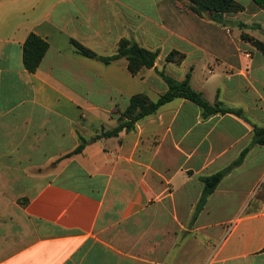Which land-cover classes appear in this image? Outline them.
<instances>
[{
    "label": "crops",
    "instance_id": "obj_1",
    "mask_svg": "<svg viewBox=\"0 0 264 264\" xmlns=\"http://www.w3.org/2000/svg\"><path fill=\"white\" fill-rule=\"evenodd\" d=\"M235 1L245 10L226 17L263 34L264 9ZM29 34L48 45L34 73L22 61ZM126 37L163 60L172 50L213 56L210 77L190 69L191 88L210 102L214 85V101L264 127V56L188 0H0V264H264V145L191 222L198 178L252 141L242 119H202L176 99L132 131L96 139L130 97L166 91L153 70L131 76L125 60L104 65L71 45L108 56ZM80 137L82 152L62 159Z\"/></svg>",
    "mask_w": 264,
    "mask_h": 264
},
{
    "label": "trees",
    "instance_id": "obj_2",
    "mask_svg": "<svg viewBox=\"0 0 264 264\" xmlns=\"http://www.w3.org/2000/svg\"><path fill=\"white\" fill-rule=\"evenodd\" d=\"M259 8L264 9V0H252ZM188 8L191 12L206 20H210L215 25L231 30L235 26L240 30L239 39L248 43L256 51L264 56V42L254 38L243 30L248 24L229 20L227 14L241 13L245 10L244 6L235 0H188ZM256 28L260 29L258 25ZM232 31V30H231ZM71 45L77 54L89 59H93L101 64L108 65L119 60L127 62V71L131 76H136L141 70H153L157 77L165 84L166 91L157 99L152 100L149 97L139 94L129 98L127 108L121 113L118 125L110 131L101 133L96 139L116 137L121 131H132L137 122L156 114V112L164 105L176 100L183 99L195 104L200 110L202 119H206L216 115H233L242 119L250 125L253 133L251 143L240 153L238 158L224 169L209 175L201 176L198 181L202 185L200 197L194 207L191 222L193 223L202 212L210 195L216 190L222 180L231 173L235 168L240 166L245 159L246 154L251 148L257 145H264V127H258L252 124L242 116V112L237 109L226 107L217 96L213 103L208 102L202 93L195 91L190 86L191 70L188 71L182 80H177L168 75L164 69L159 70L156 67V60L160 55V50H147L142 48L136 41L130 38H122L117 48L111 55L101 56L83 47L74 40ZM48 50V45L42 39L34 34H29L22 46V61L24 68L34 73L38 69L43 57ZM186 55L180 51L172 50L165 56V63L181 65ZM84 148V143L80 137V144L72 152L64 155L63 158L80 154Z\"/></svg>",
    "mask_w": 264,
    "mask_h": 264
},
{
    "label": "rangeland",
    "instance_id": "obj_3",
    "mask_svg": "<svg viewBox=\"0 0 264 264\" xmlns=\"http://www.w3.org/2000/svg\"><path fill=\"white\" fill-rule=\"evenodd\" d=\"M219 28V26H218ZM222 28V27H220ZM222 29H225V28H222ZM264 29V28H263ZM229 32H233V34H237L238 38H239V33H240V30L233 26L231 27V30L230 28L228 29ZM245 31L246 33L256 37L258 40L264 42V33H260L258 31H256L255 29L251 30L249 29V27L246 29V30H243ZM163 58L162 57H158V59L156 60V67L159 69V70H162L164 69L165 72L174 77L175 79H182L184 78L185 74L190 71V69H193L194 71V74H195V79H197V77H204V78H208L210 77L209 75V71L211 70V66H213V64L215 65V61L216 59L211 56V55H204V57H202L201 55H191V57H187L185 58V64L183 66H177V65H174V64H169V63H164V65H166L165 67H162L163 65ZM191 61H197V62H194L193 64L191 65H188ZM202 61H206V63H203ZM241 61H245L243 59V57H241ZM217 71V70H216ZM219 71V70H218ZM214 85L211 86V84H208L207 87H206V98L210 101V102H213L214 101V98H215V90H214ZM153 98H156V95H153Z\"/></svg>",
    "mask_w": 264,
    "mask_h": 264
}]
</instances>
